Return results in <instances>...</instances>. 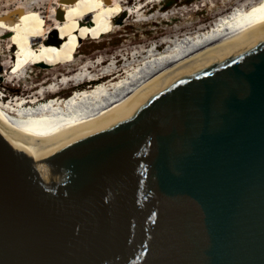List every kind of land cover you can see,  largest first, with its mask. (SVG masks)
<instances>
[{
    "label": "water",
    "instance_id": "obj_1",
    "mask_svg": "<svg viewBox=\"0 0 264 264\" xmlns=\"http://www.w3.org/2000/svg\"><path fill=\"white\" fill-rule=\"evenodd\" d=\"M0 264H264V24L77 125L0 126Z\"/></svg>",
    "mask_w": 264,
    "mask_h": 264
},
{
    "label": "rangeland",
    "instance_id": "obj_2",
    "mask_svg": "<svg viewBox=\"0 0 264 264\" xmlns=\"http://www.w3.org/2000/svg\"><path fill=\"white\" fill-rule=\"evenodd\" d=\"M259 1L0 0V92L8 96L5 100L0 93V102L31 100L42 87L47 90L52 79L85 65L102 77L113 62L125 76L124 66L143 65L147 50L164 54L172 46L163 43L165 39L204 31L236 8ZM81 26L92 34L79 41ZM97 82L76 87L70 83L59 94L46 93V98L66 99Z\"/></svg>",
    "mask_w": 264,
    "mask_h": 264
},
{
    "label": "bare ground",
    "instance_id": "obj_3",
    "mask_svg": "<svg viewBox=\"0 0 264 264\" xmlns=\"http://www.w3.org/2000/svg\"><path fill=\"white\" fill-rule=\"evenodd\" d=\"M262 24L264 0L247 8H236L204 31L176 40L165 39L163 43H171L172 46L164 54L156 55L152 48L147 50L143 65L133 67L128 63L124 66L125 76L120 75V70L114 67L113 62L104 69L106 72L102 77L92 75L85 65L70 74L52 79L53 83L47 90L42 87L31 100L17 98L14 104L0 102V126L13 131H39L77 125L123 106L176 66ZM81 28L79 41L92 34L84 26ZM95 81L98 82L93 86L74 90L66 99L46 98V93L56 95L66 90L70 83L76 87L84 82L92 84Z\"/></svg>",
    "mask_w": 264,
    "mask_h": 264
},
{
    "label": "trees",
    "instance_id": "obj_4",
    "mask_svg": "<svg viewBox=\"0 0 264 264\" xmlns=\"http://www.w3.org/2000/svg\"><path fill=\"white\" fill-rule=\"evenodd\" d=\"M187 1H190V0H187ZM2 72H4V68L3 67H0V75L2 74Z\"/></svg>",
    "mask_w": 264,
    "mask_h": 264
}]
</instances>
